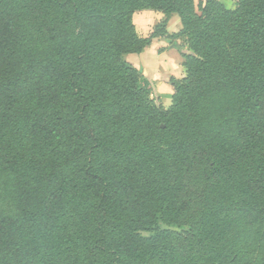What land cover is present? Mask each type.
I'll list each match as a JSON object with an SVG mask.
<instances>
[{"label":"trees","instance_id":"1","mask_svg":"<svg viewBox=\"0 0 264 264\" xmlns=\"http://www.w3.org/2000/svg\"><path fill=\"white\" fill-rule=\"evenodd\" d=\"M24 2L0 8V122L46 152L34 177L15 172L0 264H264V0L234 10L216 0ZM142 11L165 26L177 14L193 52L187 77L171 79L169 109L124 59L156 38L138 34ZM238 147L237 201L170 229L191 211L172 169L189 155L218 170ZM75 206L80 226L64 242Z\"/></svg>","mask_w":264,"mask_h":264},{"label":"rangeland","instance_id":"2","mask_svg":"<svg viewBox=\"0 0 264 264\" xmlns=\"http://www.w3.org/2000/svg\"><path fill=\"white\" fill-rule=\"evenodd\" d=\"M4 0H0V8ZM13 2L18 9L24 6V0H6ZM225 6L228 10H234L239 0H216ZM197 5V4H196ZM154 15L152 16H136L134 24L138 34L143 38H151L155 34L156 38L152 40L162 41L167 43L166 47L175 48L179 45L183 49V56L193 55L187 42V38L180 33L176 35H166L165 19L157 21ZM132 57H124V59L132 63L136 55ZM242 59L249 58L248 55H241ZM135 66L134 64H132ZM137 68V67H136ZM186 70V69H185ZM141 72V71H140ZM142 73V72H141ZM187 77V71L184 78L177 79L182 81ZM175 79V78H173ZM172 85V82L170 80ZM173 87V86H172ZM174 90V87H173ZM153 98L159 106L169 109L173 105V101L166 102L165 98L156 96L153 92ZM0 141L3 145V152L0 154V211L7 215H12L15 212L13 199L14 176L16 171H26L30 177H34L36 163L42 160L46 149L38 142L34 141L23 127L6 126L0 122ZM235 147V146H234ZM233 147V148H234ZM232 150V149H231ZM228 150L223 156L226 157V165L222 164L220 169L213 170L208 167L201 166L192 156L185 159L176 168L172 169L173 181L180 188V195L187 200L191 206L190 215L186 217L181 225L173 226L170 229L177 233H182L190 230L191 221L205 218L206 215L218 214L229 210L232 203L239 198L240 191L245 184L244 177V152L241 147L234 151ZM230 151V152H229ZM80 209L75 206L72 214L69 215L65 228L62 233L64 242H68L75 234L80 224L78 220ZM166 228V226H162ZM143 235H149L143 233ZM220 240V239H219ZM198 250V249H196ZM203 259V257H201ZM196 264H208L204 260L198 259Z\"/></svg>","mask_w":264,"mask_h":264},{"label":"crops","instance_id":"3","mask_svg":"<svg viewBox=\"0 0 264 264\" xmlns=\"http://www.w3.org/2000/svg\"><path fill=\"white\" fill-rule=\"evenodd\" d=\"M195 4H198L202 0H194ZM153 16L156 23L165 16L160 12L154 11H142L135 14L136 16ZM182 30L181 19L177 14H173L166 23V32L168 35H176ZM167 43L162 41H155L150 47H148L141 54H137L134 62L146 79L151 83L153 92L160 98L164 97L166 102L172 101L171 97L174 94L173 87L170 83L172 78L181 79L186 75L184 68L183 49L179 45H175V48L166 47ZM135 56L133 54L126 55V57Z\"/></svg>","mask_w":264,"mask_h":264}]
</instances>
